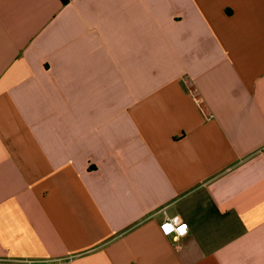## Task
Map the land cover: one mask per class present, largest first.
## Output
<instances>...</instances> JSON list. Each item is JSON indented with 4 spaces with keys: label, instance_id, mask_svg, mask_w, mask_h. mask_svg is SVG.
<instances>
[{
    "label": "crops",
    "instance_id": "1",
    "mask_svg": "<svg viewBox=\"0 0 264 264\" xmlns=\"http://www.w3.org/2000/svg\"><path fill=\"white\" fill-rule=\"evenodd\" d=\"M48 259L264 264V0H0V264Z\"/></svg>",
    "mask_w": 264,
    "mask_h": 264
},
{
    "label": "clouds",
    "instance_id": "2",
    "mask_svg": "<svg viewBox=\"0 0 264 264\" xmlns=\"http://www.w3.org/2000/svg\"><path fill=\"white\" fill-rule=\"evenodd\" d=\"M166 222L161 225V230L164 232L165 235H171L172 231L174 230L172 227V224L167 223V220L173 219V220H182V218L177 215L176 217H167L166 216ZM177 232V235L174 237V240H179L181 237L186 236L188 234V226L187 224L182 223L181 226L177 229H175ZM180 250L179 248L177 249Z\"/></svg>",
    "mask_w": 264,
    "mask_h": 264
},
{
    "label": "built area",
    "instance_id": "3",
    "mask_svg": "<svg viewBox=\"0 0 264 264\" xmlns=\"http://www.w3.org/2000/svg\"><path fill=\"white\" fill-rule=\"evenodd\" d=\"M172 217H176V216H172ZM165 222H166V219H164L162 222H160L159 230H160V232H161V234L163 236L172 237V238H174L177 235V232L175 231V229L179 228L182 223L187 224L183 220H179L178 221V220L169 219V220H167V223L172 224V227H173L174 230L172 231L171 235H165L164 232L161 230V225L164 224ZM58 263H59V260H56V259H48V260H45V261L41 262V264H58ZM32 264H39V263H32Z\"/></svg>",
    "mask_w": 264,
    "mask_h": 264
},
{
    "label": "trees",
    "instance_id": "4",
    "mask_svg": "<svg viewBox=\"0 0 264 264\" xmlns=\"http://www.w3.org/2000/svg\"><path fill=\"white\" fill-rule=\"evenodd\" d=\"M66 0H63V2H65Z\"/></svg>",
    "mask_w": 264,
    "mask_h": 264
}]
</instances>
